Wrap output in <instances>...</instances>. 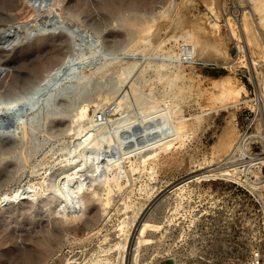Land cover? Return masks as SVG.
Returning a JSON list of instances; mask_svg holds the SVG:
<instances>
[{
    "label": "rangeland",
    "instance_id": "1",
    "mask_svg": "<svg viewBox=\"0 0 264 264\" xmlns=\"http://www.w3.org/2000/svg\"><path fill=\"white\" fill-rule=\"evenodd\" d=\"M31 1L0 0V264H125L145 221L141 264H264V3Z\"/></svg>",
    "mask_w": 264,
    "mask_h": 264
},
{
    "label": "bare ground",
    "instance_id": "2",
    "mask_svg": "<svg viewBox=\"0 0 264 264\" xmlns=\"http://www.w3.org/2000/svg\"><path fill=\"white\" fill-rule=\"evenodd\" d=\"M257 1V0H256ZM259 1V0H258ZM264 0H260V3L261 4H263L264 2H263ZM128 2V1H127ZM254 2V1H253ZM12 3V2H11ZM30 4L32 3V1L30 0V2H29ZM256 4H257V2H256ZM218 5V4H217ZM35 6V5H34ZM34 6H33V3L30 5V7H32V10L34 11V13H35V15H36V12H38L37 11V8L35 9L34 8ZM264 6V5H263ZM12 8L11 9H13V10H21V5H19L17 2H15L14 4H12V6H11ZM259 7V6H258ZM11 9H9V10H11ZM32 11V12H33ZM26 13L28 12V11H25ZM25 12L23 13V14H25ZM260 12V11H259ZM17 15H18V13H17ZM31 15L33 16L34 14H32L31 13ZM20 16V15H19ZM19 16L18 17H16L17 19H19ZM28 17V14H26V15H23V17L22 18H27ZM15 19V18H14ZM13 20V19H12ZM8 23V22H7ZM63 41V40H62ZM60 43H62L61 41H60ZM62 45H63V43H62ZM61 44H58V46H56L55 47V50H53V51H55V53H54V55L53 56H51L50 55V58H49V56H48V60H46L45 59V61H47V65L46 64H43V62H42V65H43V67H48L49 68V70L47 71L48 73H50L56 66H58V65H61L62 64V62L65 60V57L67 56V49L65 50H63V48H64V46H63V48H61V46H62ZM39 47V46H38ZM51 50V49H50ZM43 58V57H42ZM41 58V59H42ZM43 60V59H42ZM38 61H36L35 63H34V65H35V68L33 69V71L32 72H34L35 71V73L38 71H36L35 69H39V67L40 66H42L41 64L40 65H38V64H36ZM45 65V66H44ZM31 70V69H30ZM26 74V73H25ZM46 77H49V75L48 76H46ZM24 78H25V76H24ZM38 77H31V76H29L28 78H27V81L29 80V81H31V86H30V88H32L33 87V91L32 92H29V93H27L28 95L27 96H24V97H28V96H30V95H33L39 88H38V86H37V83H36V79H37ZM21 80H23L24 81V79H21ZM43 80H47L48 81V79H43ZM46 81V82H47ZM21 82V81H20ZM18 84L19 82L14 78V79H12L10 82H9V86L10 87H12V88H14V86H15V84ZM28 83H30V82H27V84ZM29 85V84H28ZM15 87H17V85L15 86ZM29 87V86H28ZM18 88V87H17ZM10 89V88H9ZM14 89H16V88H14ZM14 89H13V91H14ZM11 90V89H10ZM28 91H31L30 89H28ZM15 92H17V91H15ZM11 93V92H10ZM15 95V94H14ZM26 95V94H25ZM8 97H9V95H8ZM11 97H9V99H10ZM22 98V96L21 97H19V98H15L14 97V99L13 100H16V99H21ZM22 100V99H21ZM23 101H24V99H23ZM14 102V101H13ZM16 102V101H15ZM21 103V102H20ZM235 150H237V149H235ZM232 165V164H231ZM185 180V179H184ZM189 181H185V182H183L182 184H176V185H174V186H172L171 187V190L169 191V192H174L175 190H177V189H179V188H181L182 186H184V185H186L187 183H188ZM146 220H148V219H146ZM152 227H154V225L153 224H151V223H149V222H147V221H145L143 224H141V226H139L136 230H135V234H133V236H132V240L129 242V245H128V247H129V250L127 251V253H126V255L128 256V260H127V263H125V264H141L140 263V261L141 260H139L138 259V251L140 250L139 248H140V246L146 241L145 240V232H146V230L147 229H149V228H152ZM159 227V226H158ZM140 254V253H139ZM125 259H127V258H125Z\"/></svg>",
    "mask_w": 264,
    "mask_h": 264
},
{
    "label": "water",
    "instance_id": "3",
    "mask_svg": "<svg viewBox=\"0 0 264 264\" xmlns=\"http://www.w3.org/2000/svg\"><path fill=\"white\" fill-rule=\"evenodd\" d=\"M24 199H26V198H24Z\"/></svg>",
    "mask_w": 264,
    "mask_h": 264
}]
</instances>
